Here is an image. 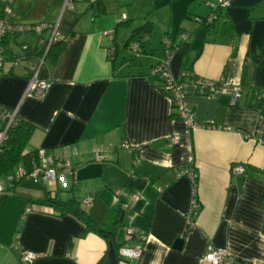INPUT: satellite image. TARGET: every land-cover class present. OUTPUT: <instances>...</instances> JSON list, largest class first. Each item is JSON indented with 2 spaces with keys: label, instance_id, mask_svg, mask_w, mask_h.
I'll list each match as a JSON object with an SVG mask.
<instances>
[{
  "label": "crops",
  "instance_id": "1",
  "mask_svg": "<svg viewBox=\"0 0 264 264\" xmlns=\"http://www.w3.org/2000/svg\"><path fill=\"white\" fill-rule=\"evenodd\" d=\"M97 1L10 3L11 25H56L64 46L40 66L31 51L28 59L13 61L42 44L37 35H8L0 109L34 127L25 152L68 163L72 174L65 188L22 178L0 200V264H20L22 252L37 255L33 264H108L109 244L85 233L75 217L52 215L50 206L40 204L47 197L78 202L97 223L119 215L115 242L122 247L138 244L126 241V226L144 231L140 257L117 264H196L209 244L239 263L264 264V100L252 95L264 89V0H231L210 33L194 18L206 17L208 2L216 0H101L103 14ZM122 20L130 26L118 27ZM143 22L153 26L144 69L115 76L109 49L118 47L115 66L125 71L121 47ZM185 35L180 69L191 80L183 85L182 100L192 128L156 77L147 75L164 57L161 41L177 45ZM33 69L50 83L41 99L25 94ZM194 79L239 86L243 98L232 106L226 94L200 95ZM96 153L101 161L94 160ZM234 164L244 172L232 175ZM193 198L196 215L189 221ZM178 240L182 245L175 249Z\"/></svg>",
  "mask_w": 264,
  "mask_h": 264
},
{
  "label": "built area",
  "instance_id": "2",
  "mask_svg": "<svg viewBox=\"0 0 264 264\" xmlns=\"http://www.w3.org/2000/svg\"><path fill=\"white\" fill-rule=\"evenodd\" d=\"M12 0H3L7 4V6L3 10V14L0 18V70L4 64V56L2 50V39L8 33H17V34H27L33 33L39 37V42L44 46L43 56L39 58L38 63L39 66L43 65L46 53L49 47L59 39V33L57 31L56 25H48L41 24L37 26H19V25H11L8 22V17L10 15V3ZM231 0H216L214 3H211L212 8L216 9H225L230 6ZM44 31H47L49 34L46 38L42 37ZM107 34V32L105 33ZM163 49L165 50L164 59L160 64L156 66V68L152 71V74L157 75L166 83L165 89L170 91L173 95L174 105L176 109L180 111V116L189 123V126L196 127L194 123H192L190 118L189 109L183 103V94L182 89L183 86H176L173 83L170 72L166 68V63H168V49L171 45V41L169 39H164L162 42ZM38 71L33 69V75L28 82V86L26 88V95H30L36 99H41L50 83L44 80H40L37 77ZM191 83L195 86L198 94L200 95H222L226 94L229 97L230 104L232 106L238 105L240 100L243 98V90L239 86H232L228 84L226 81H208L202 79H194ZM252 95L257 100H264V89H253ZM0 123H3L4 126L0 130V147L7 139V131L10 127L15 125L16 118L15 114L11 112H7L4 109H0ZM177 137L173 139V142H177ZM95 161H101L102 157L100 154L96 153L94 155ZM58 169H60V173H58ZM190 175L195 180L194 173L190 170ZM230 172L232 175H240L244 172V167L242 164H234L230 168ZM72 174V167L68 163H60L53 161L51 159H47L44 157L43 152H38V163L35 164L33 169L28 173L23 167H19L13 174L7 175L5 178L0 179V194H2L8 186H11L15 181L21 180L22 178L31 179L34 183H47V182H55L58 184L60 188H65L67 186V176ZM138 195L132 196V199H137ZM85 204L90 206L91 199L85 200ZM125 204L124 207H126ZM192 207L193 210L187 215L189 221L193 216L196 215V212H193L194 209H197V202L195 198L192 199ZM31 209L28 207L25 209V213H29ZM125 236L126 241L137 239L138 244L133 248L128 247H120L118 249V256L121 259H138L142 252V243L146 239V233L144 231L138 230L134 226H126L125 227ZM37 255L32 252H22L20 254V264H33L36 260ZM196 264H242L237 262L227 251L222 248L214 247L209 244L206 247V251L201 259L198 260Z\"/></svg>",
  "mask_w": 264,
  "mask_h": 264
},
{
  "label": "trees",
  "instance_id": "3",
  "mask_svg": "<svg viewBox=\"0 0 264 264\" xmlns=\"http://www.w3.org/2000/svg\"><path fill=\"white\" fill-rule=\"evenodd\" d=\"M208 10L209 14L206 17H195L194 20L195 22L198 23L199 26L205 27L206 31L210 33L212 30L215 29L217 26V23L221 17L222 10L223 9H216L212 8L211 2H208ZM97 5L99 8V11L101 14L105 12V8L102 4L101 0L97 1ZM7 6L3 0H0V18L3 14L4 8ZM119 26H130V21L129 20H122L119 24ZM153 30V26L150 22H143L140 26L135 27L131 29L128 38L124 42L123 46L121 47V53L128 51L129 53L132 54L130 56L129 61L127 60V65L128 67L125 71L126 73H123L125 71H119L120 69L115 66L116 58L119 53L118 47H112L108 51V55L110 58V62L112 65V71L116 73L115 76L118 77H130L132 76V72L130 69H132V66L134 67H139L140 71L141 69H144V64L141 61L144 55L146 54V46H147V41L145 39L151 34ZM8 35H12L13 39L14 37H17L21 34L17 33H8L6 34L3 39H2V50H3V56L9 53L6 50V46L8 45ZM26 35L31 36L35 35L33 33H27ZM164 40V39H163ZM161 41V44L163 42ZM39 41V37H38ZM64 42L61 41L59 38L56 42H54L48 49L45 59L49 58L50 60L54 61L58 55L61 53L63 49ZM187 43H186V35L181 37L180 42L177 45H173L171 43L168 51V55H166V58L168 57V63H166V68L170 72L173 83L176 86H183L185 85L186 81H190L191 77L186 76L185 74L182 73L180 69L181 61L186 54L187 51ZM163 49V45H162ZM29 51H31V54L35 58H41L43 56V51H44V46L41 45V48L39 47H32L24 50L22 52V55H16L13 56L12 60L17 61V60H26L29 58ZM165 50L163 49V56H164ZM164 57L162 58V60ZM162 60H159L149 71L147 74L149 77H156V80L154 82L158 87H160L161 90H163L171 99L172 105L174 110L176 109L174 105V99L173 95L170 91H167L165 89L166 83L164 82L163 79L158 77L157 75L152 74V71L156 68L158 64L161 63ZM137 63V64H136ZM3 67V66H2ZM142 67V68H141ZM119 69V70H117ZM2 70V68H1ZM0 70V72H1ZM133 70V69H132ZM137 75H141V72ZM121 73V74H119ZM176 113L172 114V117H177ZM4 124L0 123V130L3 128ZM34 132V127L26 123L24 121H20L16 119L15 125L10 127L7 131V139L5 142L1 145L0 147V179L5 178L9 174H13L17 168L22 166L26 172H30L35 164L38 163V152L37 151H30V152H25L26 147L28 145V142L30 140V137L32 133ZM194 174L195 172L192 171ZM20 181V180H18ZM18 181H15L11 186H8L6 190L0 194V200L3 201L7 197H9L16 184H18ZM42 205H47L52 208L53 212L51 213L52 215L56 217H62L64 215H71L75 217L78 221H80L85 228V233H94L103 238L109 245L112 246L114 249L116 259L117 261L121 260V258L118 256V249L122 247L124 244L119 245L116 244L115 242V237L117 235V232L119 230V227L121 226L122 221L119 218V215L113 218V221L111 222H102V223H97L95 222L89 212H86L82 210L79 206V203L74 201V200H69V201H63V200H56L55 198H49L47 197L43 203H40Z\"/></svg>",
  "mask_w": 264,
  "mask_h": 264
},
{
  "label": "water",
  "instance_id": "4",
  "mask_svg": "<svg viewBox=\"0 0 264 264\" xmlns=\"http://www.w3.org/2000/svg\"><path fill=\"white\" fill-rule=\"evenodd\" d=\"M181 245H182V241L178 240L174 244V248L175 249H180ZM107 258H108V264H117V262H118L117 259H116V255H115L114 249L112 248L111 245H109V251H108V254H107Z\"/></svg>",
  "mask_w": 264,
  "mask_h": 264
},
{
  "label": "rangeland",
  "instance_id": "5",
  "mask_svg": "<svg viewBox=\"0 0 264 264\" xmlns=\"http://www.w3.org/2000/svg\"><path fill=\"white\" fill-rule=\"evenodd\" d=\"M122 54L124 55V57L127 58L128 61H129V59H130L129 57L132 56V54L129 53L128 51H126V52H122L121 55H122ZM138 68H139V67H138ZM132 69H135V67L132 66Z\"/></svg>",
  "mask_w": 264,
  "mask_h": 264
}]
</instances>
